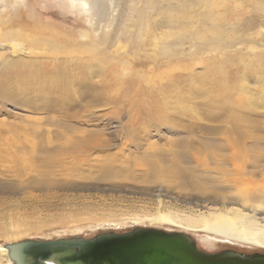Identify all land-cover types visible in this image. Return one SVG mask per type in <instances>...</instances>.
<instances>
[{"label": "rangeland", "instance_id": "rangeland-1", "mask_svg": "<svg viewBox=\"0 0 264 264\" xmlns=\"http://www.w3.org/2000/svg\"><path fill=\"white\" fill-rule=\"evenodd\" d=\"M132 1L139 8L115 0L98 35L88 20L89 14L98 19L96 8L86 13L67 0H27L17 12L9 8L15 20L34 11L43 22L24 21L27 35L17 40L0 31V245L124 234L151 227L127 219L132 215L153 214L159 207L223 206L227 197L264 187V148L239 165L224 135L229 117L242 118L264 147V0ZM152 23H166L167 37L159 41V66L140 71L136 63L154 54L145 29ZM12 46L24 61L80 63L87 80L82 83L96 89L97 102L44 110L43 102H56L59 95L33 91L30 70L2 68L11 54L4 47ZM47 67L39 73L59 71ZM177 77H195L192 100L184 84L183 90L163 93ZM35 97L42 108L19 105ZM239 98L245 108L226 111L227 104L239 107ZM178 99L190 111L176 107ZM146 160L167 175L153 177ZM175 166L185 175L175 176ZM48 183L52 186L40 185ZM188 235L208 253L264 254L252 244L210 238V245L211 240L201 241L204 234Z\"/></svg>", "mask_w": 264, "mask_h": 264}, {"label": "bare ground", "instance_id": "bare-ground-1", "mask_svg": "<svg viewBox=\"0 0 264 264\" xmlns=\"http://www.w3.org/2000/svg\"><path fill=\"white\" fill-rule=\"evenodd\" d=\"M67 1L69 2L70 7L72 9L79 8L86 13H90L91 10L94 8L99 10L98 19L94 20V16H92L91 14H89L90 16L88 19L89 25L90 27L94 29V33L96 35H98L97 32L101 29L102 24L104 23L106 24L108 22L109 15H110V7L113 5V3H115L114 2L115 0H67ZM120 2L122 3V5H124V3L127 2L128 3L127 5H129V7L131 8L137 7V6L135 7L136 5L135 1H132V0H127V1L120 0ZM26 3H27V0H13L12 3L9 5L5 3V0H0V31H5L7 33V36L12 38L13 40H17V36L26 33L25 31H27V28H26L27 26L25 22H29L30 20H31L30 22H35V24L37 23L41 24L43 22L42 19L37 17L34 11H33V14L35 16L29 13L27 17H26V14L24 15L22 14L23 17L21 18L20 21L13 19V16H14L13 11H9V8L12 10L16 9V12H17V8L21 6L25 7L27 5ZM165 27H166V23L165 25L159 24V23H152V24L146 25L145 29L148 30V33L146 35V40H148L149 42L148 47L152 48L151 50L154 52V54H152V56H149L148 61L140 60L138 61V63H136L137 64L136 66H138L137 68H139L140 71L147 67L153 70L159 66L160 62L158 60L157 51L160 48L159 41L167 37L164 35V31H163ZM39 29L41 30L42 28H38V30ZM128 29L131 30L133 29V27L131 28L130 26ZM118 31H119V27L117 26L116 33ZM87 35H88V32L84 33L82 36L83 38H85ZM161 44H163V46H166L165 43H161ZM15 45L16 43L13 44V46ZM13 46L4 47L5 50L11 52V54L8 57V59H6L3 62L2 68L8 71L14 70L15 68H22L24 70H30L31 72V77H30L31 82L30 83L33 86V89H32L33 91L39 92V90H43L44 92H46L44 93L46 96L47 95L50 96V94L59 95L56 102H54L52 99H49V98L48 100L44 99L45 100V102H43L44 110L48 108L49 109H52L54 107L56 108V106L58 105L65 106L68 109H72V108H75L78 103H80L78 102L80 100L81 102L82 100H84V102H86L85 100H93V103L97 102L98 93L96 89H94L92 85H84L85 83H82L87 80L83 78L84 68L82 65H80V63L75 64L73 61H70V59L55 60L54 62L48 63V64L42 62L41 60H34V59L30 61H24L20 59L17 53L16 54L14 53V50L16 49ZM115 46L116 44H113L111 45V48H114ZM49 65H51L55 69L58 68L59 69L58 73L55 74L54 76H51L49 74L42 75L41 73H39V70L41 68L46 67L47 69L48 68L47 66ZM263 68L260 69L262 72L261 74H264ZM140 71H138L137 73H140ZM261 74L258 73V78L261 76ZM95 77H98V76H95ZM89 78L91 79L92 77L89 76ZM194 80H195V77L186 78L184 80L177 77L175 80L171 82V84H169L167 87L163 89L164 90L163 93H167V92L169 93V92H175V91L177 92L179 90H183L181 88V85L184 84V89L188 90L189 95L191 96L189 99L192 100V96H193L192 82H194ZM188 82L189 84H187ZM131 84L132 86H134V82H131ZM39 85H41L42 87ZM262 90L264 89L262 88ZM262 90L260 92H262ZM245 92L246 91H244V94ZM242 100H243L242 98L241 99L239 98L237 100L238 103L240 102V105H238L240 108L237 106H234L233 104L231 105L227 104V106L225 105L226 111L228 109V111L237 112V109H244L245 106L242 107L241 103L243 102L244 103L243 105H245L246 101L244 100L242 101ZM40 101H41L40 98L35 97V98L30 99L29 101H25L22 103L20 102L19 105L21 106L38 105L39 107H41L42 105L37 103ZM178 106L181 107V109L184 110L185 112L190 111V107L188 105H185L182 102V100L178 99V102L176 103V107ZM34 109L37 111L42 110V109H39L38 107ZM223 111H225L224 108H223ZM211 119H216V118L212 116ZM228 119L230 120L229 123L231 124V126L228 129V131L224 134L226 135L225 144L228 146L230 152L233 155H236L238 157L237 158L238 160L236 161V163L241 165V163L243 162L242 160L245 155L246 156L249 154L252 155L255 150L257 151V150H261L264 148L263 145H261L262 139L260 135L259 136L256 135L251 130L253 126L241 120L242 118H237V117L235 118L231 116ZM243 122L246 123V126L241 125V123L243 124ZM261 123H258V124H261ZM261 125H263V129H264V123ZM178 156L179 158L182 157L181 155H178ZM253 156L254 155L250 157H253ZM145 164H147V166L150 168L151 172L153 173V177L167 175L164 172L165 171L164 169H162L161 167H158V165L154 164L150 160H146ZM172 173L177 177H182L183 175H185L177 166L173 167ZM231 182H233L234 184H239L241 181L234 180ZM40 185H45L46 187L52 186V184L50 183L40 184ZM196 187L200 192L204 193V189L201 186V184H196ZM223 204H224L223 206H211V207H206V208H200V207L190 208L187 211H173V210L163 211L159 207V209L153 214L148 213L144 215H132L128 217L127 219H129L136 225L147 222L150 224L151 227H158V226L162 227L165 225L173 226L177 230H180L179 233H183L187 235L190 233L191 235L195 234L197 236L200 234H204V236L206 237L199 236L201 238V241L211 240V243L208 242V244L210 245L214 244L213 243L214 241L210 239V238H213L215 239V241L216 239H224L228 241L244 242L247 244H252V245L264 248V187L255 189L252 191H246L244 193L239 192L236 195L234 194V196L232 197L230 196L229 198L228 197L225 198V201L223 202ZM11 220H15V219L13 218ZM12 223L14 224L15 221L11 222L10 224ZM151 229H157V228H151ZM20 230H23V229H21L20 227ZM26 231L28 230L26 229ZM10 234L11 232L9 233V235ZM196 243H197V248H198L199 242H196ZM8 245L10 244L0 245V264H13V261L10 258V250L7 248ZM198 249L200 250V248ZM50 264H54V263L51 262Z\"/></svg>", "mask_w": 264, "mask_h": 264}, {"label": "water", "instance_id": "water-1", "mask_svg": "<svg viewBox=\"0 0 264 264\" xmlns=\"http://www.w3.org/2000/svg\"><path fill=\"white\" fill-rule=\"evenodd\" d=\"M7 248L13 264H264V254L207 253L187 234L151 228L91 239L27 240Z\"/></svg>", "mask_w": 264, "mask_h": 264}]
</instances>
